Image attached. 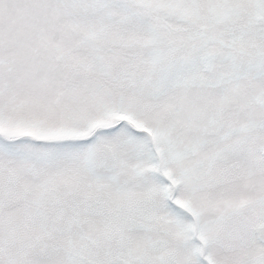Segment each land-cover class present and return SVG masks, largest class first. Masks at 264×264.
<instances>
[{
  "label": "snow or ice",
  "instance_id": "1",
  "mask_svg": "<svg viewBox=\"0 0 264 264\" xmlns=\"http://www.w3.org/2000/svg\"><path fill=\"white\" fill-rule=\"evenodd\" d=\"M0 264H264V0H0Z\"/></svg>",
  "mask_w": 264,
  "mask_h": 264
}]
</instances>
